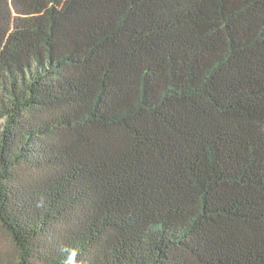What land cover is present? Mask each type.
Returning <instances> with one entry per match:
<instances>
[{"label":"trees","instance_id":"trees-1","mask_svg":"<svg viewBox=\"0 0 264 264\" xmlns=\"http://www.w3.org/2000/svg\"><path fill=\"white\" fill-rule=\"evenodd\" d=\"M0 227V264H264V0H0Z\"/></svg>","mask_w":264,"mask_h":264},{"label":"rangeland","instance_id":"rangeland-1","mask_svg":"<svg viewBox=\"0 0 264 264\" xmlns=\"http://www.w3.org/2000/svg\"><path fill=\"white\" fill-rule=\"evenodd\" d=\"M14 249L12 244L8 241V238L4 231L0 227V257L6 259V263L11 259Z\"/></svg>","mask_w":264,"mask_h":264},{"label":"clouds","instance_id":"clouds-1","mask_svg":"<svg viewBox=\"0 0 264 264\" xmlns=\"http://www.w3.org/2000/svg\"><path fill=\"white\" fill-rule=\"evenodd\" d=\"M63 251H68V250L67 249H63ZM75 256H76L75 251H72L70 253V255L68 256V258H67V264H75Z\"/></svg>","mask_w":264,"mask_h":264}]
</instances>
